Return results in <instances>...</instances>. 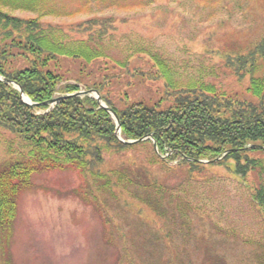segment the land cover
Masks as SVG:
<instances>
[{
  "label": "rangeland",
  "instance_id": "1",
  "mask_svg": "<svg viewBox=\"0 0 264 264\" xmlns=\"http://www.w3.org/2000/svg\"><path fill=\"white\" fill-rule=\"evenodd\" d=\"M48 3L42 16L36 9L3 8L22 18L39 17L68 49L97 48L107 56L60 62L64 76L81 82L83 90L103 82L119 106L144 101L167 108L177 90L195 86L258 102L248 90L250 75L239 77L230 61L248 54L264 35V0ZM96 17L110 18L112 30L87 36L77 25ZM255 71L263 77L264 63ZM28 150L19 135L0 126V164ZM105 161L102 170L114 177L115 196L95 189L85 173L71 168L36 174L19 197L13 225L0 232V264L263 262L264 216L253 198L264 189V158L246 179L217 167L191 179L185 169L165 167L149 145L107 152ZM143 169L159 210L134 196L144 191L136 181Z\"/></svg>",
  "mask_w": 264,
  "mask_h": 264
},
{
  "label": "trees",
  "instance_id": "2",
  "mask_svg": "<svg viewBox=\"0 0 264 264\" xmlns=\"http://www.w3.org/2000/svg\"><path fill=\"white\" fill-rule=\"evenodd\" d=\"M49 1L0 0V126L29 145L26 154L0 164V232L13 225L20 195L40 172L71 168L85 173L95 189L114 195V177L102 170L107 152L123 153L149 145L165 167L185 169L191 179L210 167L246 179L252 170L262 167L264 76H256L255 69L264 63V35L248 54L237 55L233 64L230 61L239 77L250 75L248 90L258 102L219 93L214 86H195L177 90L167 108L161 107V102H129L126 98L125 105L119 106L105 93L103 82L86 86L98 90L117 112L121 123L118 134L113 114L101 107L96 97L75 95L83 89L81 82L66 78L58 68L63 59L93 62L107 56L97 48L68 49L49 35L39 17L22 18L3 8L36 9L42 16ZM112 22L96 17L77 26L87 31V36L96 32L102 36L112 30ZM15 83L34 105L23 99ZM167 94L172 96L169 90ZM60 96L52 108L42 104ZM147 136L151 137L138 143L126 142ZM136 181L144 191L139 189L134 196L159 210L158 195L151 191L154 186L144 169ZM253 199L264 216V189H258ZM172 202H167L169 209ZM261 259L264 264V254Z\"/></svg>",
  "mask_w": 264,
  "mask_h": 264
},
{
  "label": "water",
  "instance_id": "3",
  "mask_svg": "<svg viewBox=\"0 0 264 264\" xmlns=\"http://www.w3.org/2000/svg\"><path fill=\"white\" fill-rule=\"evenodd\" d=\"M0 80H2V78H0ZM15 85H17L18 88L22 91V97H23V99L26 102L34 105V103L31 102L30 98L24 93V91L22 90L21 86L19 84H17V83H15ZM93 93H95L96 95H94ZM75 95H82V96H84V95H91L92 96L93 95V96H95L99 100V103H100L101 107H104L107 110H109L113 114V116L115 117V119L117 121V124H118V134H120V132H121V123H120L119 116H118L117 112L113 108H111L108 104H106L104 102V100H103V98H102V96H101V94L99 93L98 90H94V89H92V90H81V91L75 93ZM64 96H70V95H64ZM62 97L63 96H60V97H57V98H53V99H51V100H49L47 102H44L42 104H49L50 105V108H52L55 104H57L60 101V99ZM149 137H151V136H147V137L141 138L139 140H128L126 142L127 143H130V144L138 143V142L143 141V140H145V139H147Z\"/></svg>",
  "mask_w": 264,
  "mask_h": 264
}]
</instances>
